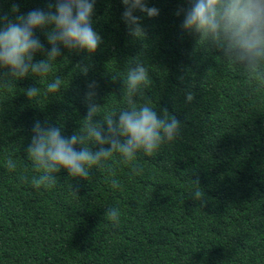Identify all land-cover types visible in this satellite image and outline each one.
<instances>
[{
  "label": "trees",
  "instance_id": "16d2710c",
  "mask_svg": "<svg viewBox=\"0 0 264 264\" xmlns=\"http://www.w3.org/2000/svg\"><path fill=\"white\" fill-rule=\"evenodd\" d=\"M48 2L0 0V10L14 19L13 3L26 14ZM148 4L160 13L143 19L144 39L128 34L121 0H96L102 43L94 54L61 48L46 76L0 80V264H264V62L249 70L210 38L182 32L175 12L187 0ZM35 34L47 46L44 32ZM82 61L91 65L87 76ZM136 61L149 76L138 106L167 108L181 134L150 156L141 150L125 162L115 153L87 180L62 169L54 185L36 188L43 173L26 152L34 121L82 132L85 85L95 80L101 108L93 123L102 124L127 107L124 79ZM57 77L61 88L49 93ZM29 86L40 89L31 100ZM185 89L195 92L191 104ZM197 190L203 206L192 198ZM109 208L119 210L118 223L104 215Z\"/></svg>",
  "mask_w": 264,
  "mask_h": 264
},
{
  "label": "clouds",
  "instance_id": "9594fccd",
  "mask_svg": "<svg viewBox=\"0 0 264 264\" xmlns=\"http://www.w3.org/2000/svg\"><path fill=\"white\" fill-rule=\"evenodd\" d=\"M121 2L124 5L121 19L128 34L144 39L147 33L143 19L157 17L160 10L149 6L148 0ZM95 4L96 0H49L46 9L35 8L24 14L20 13L19 5L13 3L10 11L16 14L14 19L0 10V80L46 76L52 62L62 55L61 48L76 54H94L102 43V37L93 28ZM187 5L175 12L176 16L183 17L182 32L210 38L229 61L249 70H255L264 62V0H187ZM136 12L143 15H135ZM37 29L44 32L47 46L35 34ZM38 53L44 58L36 60ZM77 66L85 76L91 69V65L83 61ZM178 79L183 82L184 76ZM61 83L57 77L47 85V91L58 92ZM148 84L147 68L136 61L128 68L124 79L127 107L107 114L101 124L93 123V117L101 108L96 102L98 82L86 81L87 91L83 94L86 123L82 132H73L70 136L63 134L61 127L36 119L26 152L43 174L33 179V185L36 188L54 185L56 174L62 169L70 177L87 180L90 169L115 153L128 162L138 151L150 156L161 145L174 141L181 134V121L167 108L158 112L150 102L138 106L134 99ZM24 92L31 100L39 95L40 89L29 86ZM184 96L186 104L196 98L195 92L188 89L184 90ZM96 145L99 147H94ZM7 167L15 170L16 166L9 159ZM112 186L119 187L115 181ZM204 197V192L199 190L192 194L201 206L206 203ZM104 215L112 222L119 221L117 208L107 209Z\"/></svg>",
  "mask_w": 264,
  "mask_h": 264
}]
</instances>
